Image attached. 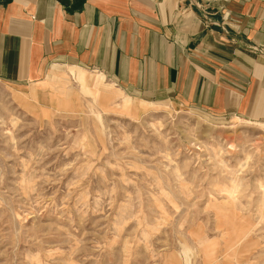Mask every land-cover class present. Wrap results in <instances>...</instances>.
Masks as SVG:
<instances>
[{
    "label": "rangeland",
    "instance_id": "1",
    "mask_svg": "<svg viewBox=\"0 0 264 264\" xmlns=\"http://www.w3.org/2000/svg\"><path fill=\"white\" fill-rule=\"evenodd\" d=\"M68 68L0 81V264H264V125Z\"/></svg>",
    "mask_w": 264,
    "mask_h": 264
},
{
    "label": "crops",
    "instance_id": "2",
    "mask_svg": "<svg viewBox=\"0 0 264 264\" xmlns=\"http://www.w3.org/2000/svg\"><path fill=\"white\" fill-rule=\"evenodd\" d=\"M66 67L264 125V0H0V81Z\"/></svg>",
    "mask_w": 264,
    "mask_h": 264
}]
</instances>
